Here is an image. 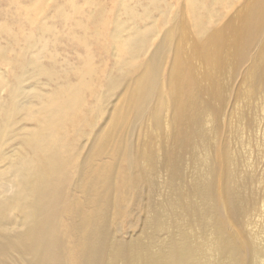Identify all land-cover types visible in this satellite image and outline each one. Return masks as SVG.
Wrapping results in <instances>:
<instances>
[{
  "label": "bare ground",
  "instance_id": "obj_1",
  "mask_svg": "<svg viewBox=\"0 0 264 264\" xmlns=\"http://www.w3.org/2000/svg\"><path fill=\"white\" fill-rule=\"evenodd\" d=\"M75 1L67 4L77 13ZM88 1L95 13L75 25L92 40L77 44L87 53L93 42L111 45L115 73L95 94L87 54L75 84L38 111L27 108L37 124L25 136L33 156L17 161L16 191L0 202V227L15 210L25 230L10 237L0 228V264H264V0H174L175 8L143 0L141 13L140 0H111L124 20ZM43 7L37 0L27 10L29 23ZM0 33L16 42L7 25ZM25 41L12 60L0 49L15 69L8 85L0 76V88L9 87L4 127L17 112L22 74L44 72L25 57L37 38ZM112 97L104 130L94 131ZM103 154L108 162L96 165ZM124 226L133 234L125 240Z\"/></svg>",
  "mask_w": 264,
  "mask_h": 264
},
{
  "label": "rangeland",
  "instance_id": "obj_2",
  "mask_svg": "<svg viewBox=\"0 0 264 264\" xmlns=\"http://www.w3.org/2000/svg\"><path fill=\"white\" fill-rule=\"evenodd\" d=\"M36 1L37 0H0V26L7 25L10 34L16 37V42H14L10 35L0 33V49L5 52V57L8 60L14 59L20 54L22 49L26 47L25 38L32 35V37L37 38V42L35 46L26 53L25 57L27 59L37 57L38 64L44 70L43 73H40L36 69L28 68L27 71L22 74V81L20 84L22 94L17 102V112L7 127H4V122L0 115V128L4 127L2 138L0 139V202L10 199L16 191L13 167H16L17 161L31 159L33 156L32 152L25 144V136L36 129L37 124L35 120L28 115L27 108H29L31 112H36L40 109L46 97L53 94L59 87H63L66 84H75L78 80L75 72L82 67L83 59L87 54L92 55V66L98 74L92 79L94 90L97 92L95 94L100 93L101 95L104 91V83L101 81L104 80L103 75L109 73V71L110 73H115L113 70L115 66V57L111 45L105 43L103 46V43H101L99 46L103 47L99 48L93 42L89 46V53H87L77 44V39L84 37V35L92 40V31L89 30L86 34L82 33L80 29L76 27L75 22L80 19L85 23L89 22L90 15L94 14L96 11V7L93 5L94 1L91 4V2H87V0H76L78 12L74 13L68 9L67 3L69 0H43V10L34 16L32 20L33 23H29L27 20V10L32 8ZM132 2L134 1H128V5H136L135 2L134 4ZM140 2L141 3L134 6L137 8L136 10L138 12L142 11L141 9L145 5V1L140 0ZM161 2L163 4L165 3L164 5L167 7H169V5H175L173 8L177 6V2L174 0H161ZM97 3H100L103 7L105 6L106 18L110 20L116 18L124 20V15L120 12L115 13L112 9L111 0H97ZM141 5L142 7L138 8ZM59 7H63V10H65L64 12H66L67 20L57 15V9ZM173 12L174 10H171V15ZM154 16L156 15H153V19L155 18L157 20L158 16ZM137 24L138 26L141 25L140 23ZM41 27H43L45 31L41 30ZM104 47L109 48L105 49ZM14 72L15 69L4 64L3 60L0 58V76L5 80L6 85L11 82V75ZM48 72L52 74L48 75ZM36 94L39 97H35ZM8 101L9 87L3 86L0 88V105L4 107ZM94 104L95 98L87 94L85 96L86 108L91 109ZM113 109L114 97L111 98L110 108L107 112L104 113L102 117L98 116L94 118V131L104 130L107 124V118L110 116V112ZM259 140L264 144L263 137L259 138ZM84 144L85 142H83L81 146V156L87 151L89 141L86 145ZM262 150L263 155H261L259 159L260 166L258 165V172L264 170V166H262V164H264V145ZM107 156L108 154H103L101 157L96 158L95 164L99 165L108 162L109 156ZM160 161L161 157L158 159L156 164L157 167L160 166ZM158 172L160 174L158 175V183L160 184L165 180V176L159 169ZM74 194L80 195L78 192H74ZM161 199V193L150 196L152 206ZM124 227L122 238L125 240L133 234H130V229L128 230L126 226ZM0 228L10 237H15L25 230L23 218L20 213L15 210L8 212L7 219L4 220ZM128 233L130 235H128Z\"/></svg>",
  "mask_w": 264,
  "mask_h": 264
}]
</instances>
